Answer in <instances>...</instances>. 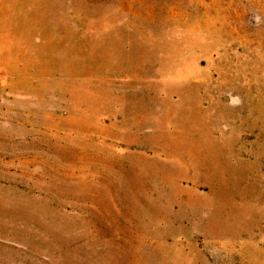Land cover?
Masks as SVG:
<instances>
[{
  "label": "rangeland",
  "instance_id": "374dc122",
  "mask_svg": "<svg viewBox=\"0 0 264 264\" xmlns=\"http://www.w3.org/2000/svg\"><path fill=\"white\" fill-rule=\"evenodd\" d=\"M146 1L0 0V264H264V0Z\"/></svg>",
  "mask_w": 264,
  "mask_h": 264
},
{
  "label": "crops",
  "instance_id": "0c3cea01",
  "mask_svg": "<svg viewBox=\"0 0 264 264\" xmlns=\"http://www.w3.org/2000/svg\"><path fill=\"white\" fill-rule=\"evenodd\" d=\"M126 2L122 5V9L131 17L150 19L152 17L153 5L149 4L146 0H125ZM153 3V2H152ZM140 4V5H139ZM155 98V96H154Z\"/></svg>",
  "mask_w": 264,
  "mask_h": 264
}]
</instances>
